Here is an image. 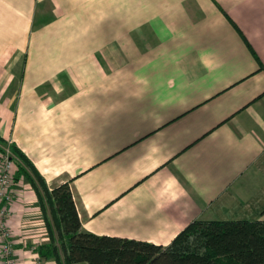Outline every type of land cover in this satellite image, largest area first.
<instances>
[{"label":"crops","instance_id":"1","mask_svg":"<svg viewBox=\"0 0 264 264\" xmlns=\"http://www.w3.org/2000/svg\"><path fill=\"white\" fill-rule=\"evenodd\" d=\"M0 138L96 236L264 223V0H0ZM10 191L15 264H55L17 169Z\"/></svg>","mask_w":264,"mask_h":264},{"label":"trees","instance_id":"2","mask_svg":"<svg viewBox=\"0 0 264 264\" xmlns=\"http://www.w3.org/2000/svg\"><path fill=\"white\" fill-rule=\"evenodd\" d=\"M17 171L33 189L48 243L37 248L55 264H264V223L195 221L168 246L106 236L82 229L68 184L49 188L31 162L0 138Z\"/></svg>","mask_w":264,"mask_h":264},{"label":"built area","instance_id":"3","mask_svg":"<svg viewBox=\"0 0 264 264\" xmlns=\"http://www.w3.org/2000/svg\"><path fill=\"white\" fill-rule=\"evenodd\" d=\"M14 165V159L9 150L4 149V152L0 154V264H15L7 221L8 206L14 200V194L10 191Z\"/></svg>","mask_w":264,"mask_h":264},{"label":"rangeland","instance_id":"4","mask_svg":"<svg viewBox=\"0 0 264 264\" xmlns=\"http://www.w3.org/2000/svg\"><path fill=\"white\" fill-rule=\"evenodd\" d=\"M0 154H2V153H0ZM14 163H15V165H14V171H15V169H17V165H16V162H15V159H14Z\"/></svg>","mask_w":264,"mask_h":264}]
</instances>
